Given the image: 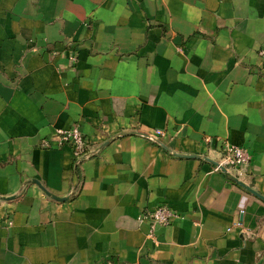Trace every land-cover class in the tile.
<instances>
[{
    "label": "crops",
    "instance_id": "crops-1",
    "mask_svg": "<svg viewBox=\"0 0 264 264\" xmlns=\"http://www.w3.org/2000/svg\"><path fill=\"white\" fill-rule=\"evenodd\" d=\"M0 264H264V0H0Z\"/></svg>",
    "mask_w": 264,
    "mask_h": 264
},
{
    "label": "built area",
    "instance_id": "built-area-1",
    "mask_svg": "<svg viewBox=\"0 0 264 264\" xmlns=\"http://www.w3.org/2000/svg\"><path fill=\"white\" fill-rule=\"evenodd\" d=\"M69 59L72 62H75V54H71ZM144 134L151 139L150 137L156 138L157 136L162 135L163 131L160 129H154L152 132ZM52 139L55 141V145L57 147H62L64 145L69 146L72 150V155L74 160H76V163H78L80 159H85L96 152V150L92 147V140L86 137L77 125H73L68 128H57L52 134V137L41 141L40 146L43 148L50 147V141ZM209 140L210 139L208 137L204 138L205 142H209ZM214 160L217 163L213 166L214 170L221 171V168L224 167L226 170L229 168L235 169L241 174L243 171H247L251 161V155L248 150L242 146L224 142L219 150L218 158ZM232 179L238 180L236 177H232ZM178 217L179 214L169 206L159 205L152 209L143 210L138 216V220L140 222L147 221L149 223V233L151 235L152 230L156 225H169Z\"/></svg>",
    "mask_w": 264,
    "mask_h": 264
},
{
    "label": "water",
    "instance_id": "water-1",
    "mask_svg": "<svg viewBox=\"0 0 264 264\" xmlns=\"http://www.w3.org/2000/svg\"><path fill=\"white\" fill-rule=\"evenodd\" d=\"M142 135H145L146 137H148L146 134L144 133H140ZM152 140H154L155 142L159 143L164 149L170 151V152H173L172 150H170L168 147H166L165 145H163L161 142L158 141L157 138H154V137H150ZM174 154L178 155V156H181V157H196V158H202L203 156L202 155H199V154H184V153H176V152H173ZM203 159H206L207 161H210L213 163V165L217 164L215 160H212L208 157H203ZM222 171H225L226 169L224 167L221 168ZM236 180V179H234ZM248 190L251 191V189H249L248 187H246ZM55 197V196H53ZM57 199H61L60 197H55Z\"/></svg>",
    "mask_w": 264,
    "mask_h": 264
}]
</instances>
